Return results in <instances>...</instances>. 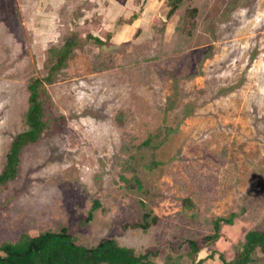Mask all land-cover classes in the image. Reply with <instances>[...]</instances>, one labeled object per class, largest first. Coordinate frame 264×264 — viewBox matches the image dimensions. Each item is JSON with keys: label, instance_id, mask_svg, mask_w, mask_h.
<instances>
[{"label": "rangeland", "instance_id": "rangeland-1", "mask_svg": "<svg viewBox=\"0 0 264 264\" xmlns=\"http://www.w3.org/2000/svg\"><path fill=\"white\" fill-rule=\"evenodd\" d=\"M203 3L193 39L168 53L154 28L166 18L163 0H0V171L25 129L28 78L43 74L50 45L73 28L111 33L118 65L46 85L55 128L22 150L17 177L0 188V244L66 228L87 247L109 238L157 248L162 264L201 232L184 198L199 219L236 215L214 246L227 259L248 230L264 229V0ZM150 135L157 141L142 145ZM124 144L140 187L120 177ZM218 253L204 264H223Z\"/></svg>", "mask_w": 264, "mask_h": 264}, {"label": "trees", "instance_id": "trees-1", "mask_svg": "<svg viewBox=\"0 0 264 264\" xmlns=\"http://www.w3.org/2000/svg\"><path fill=\"white\" fill-rule=\"evenodd\" d=\"M139 1V0H136ZM167 6L166 21L160 19L154 28L159 32V44L168 53L183 51L193 39L203 9V0H163ZM144 2V1H143ZM82 16V10L74 13V19ZM139 12L133 13L131 20L137 19ZM176 16L173 31L168 40L164 38L165 26ZM121 21L119 20L118 23ZM75 26V24H74ZM137 29L134 35H138ZM111 33L101 38L90 32L81 36L75 28L68 30L58 44L50 45L46 50L43 62V74L30 76L27 81V108L23 114L25 129L17 133L11 140L5 156V162L0 171V188L14 180L19 171L20 154L29 144L37 142L42 136L54 130L56 118L46 107L51 105V99L46 85L53 84L64 74H92L116 68V50L107 49ZM92 45L95 49L93 51ZM128 54V53H127ZM128 61L129 57L124 56ZM126 60V61H127ZM121 118H119L120 120ZM157 135H150L142 145L153 146ZM133 145L124 144L122 152L126 158L119 157L121 168L120 177L124 182L134 181L140 187V181L131 165ZM154 153L153 156L154 157ZM155 161L149 162L154 166ZM131 171L130 179L123 175ZM183 209H189L194 220L200 222L201 232L184 237L177 247H171L164 255L162 264H204L213 259L218 251L214 248L217 241L223 237V227L233 225L234 213L227 217L199 219L194 213L195 204L189 199H182ZM99 202L94 200L92 210L98 208ZM90 219V215L86 220ZM154 217L153 222H155ZM145 226V225H144ZM182 244L186 250H182ZM210 249V253L199 257L203 249ZM234 254L227 259L224 253H218L223 264H262L264 263V229L248 230L242 240L233 244ZM157 248L138 251L131 247L120 245L116 240L105 238L95 246L87 247L76 242V237L66 228L58 231L47 229L37 234L22 233L15 241H4L0 244V264H158Z\"/></svg>", "mask_w": 264, "mask_h": 264}, {"label": "water", "instance_id": "water-1", "mask_svg": "<svg viewBox=\"0 0 264 264\" xmlns=\"http://www.w3.org/2000/svg\"><path fill=\"white\" fill-rule=\"evenodd\" d=\"M163 21H166V18L165 17L163 18Z\"/></svg>", "mask_w": 264, "mask_h": 264}, {"label": "crops", "instance_id": "crops-1", "mask_svg": "<svg viewBox=\"0 0 264 264\" xmlns=\"http://www.w3.org/2000/svg\"><path fill=\"white\" fill-rule=\"evenodd\" d=\"M156 2L158 1V0H155Z\"/></svg>", "mask_w": 264, "mask_h": 264}]
</instances>
